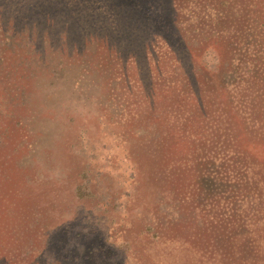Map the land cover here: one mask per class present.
I'll return each mask as SVG.
<instances>
[{
	"label": "trees",
	"instance_id": "obj_1",
	"mask_svg": "<svg viewBox=\"0 0 264 264\" xmlns=\"http://www.w3.org/2000/svg\"><path fill=\"white\" fill-rule=\"evenodd\" d=\"M135 84L147 145L183 143L170 173L190 191L185 217L201 213V241L224 264H264V155L246 147L264 146V0H0V264H62L63 235L86 215L24 178L33 121L126 108Z\"/></svg>",
	"mask_w": 264,
	"mask_h": 264
},
{
	"label": "rangeland",
	"instance_id": "obj_2",
	"mask_svg": "<svg viewBox=\"0 0 264 264\" xmlns=\"http://www.w3.org/2000/svg\"><path fill=\"white\" fill-rule=\"evenodd\" d=\"M206 61L208 75L215 79L214 55ZM130 72L135 77L134 69ZM165 78L156 80L155 96L162 102L169 97L164 93ZM133 87V95H126L133 99L127 105L130 109L111 108L115 103L109 100L99 112L72 107L73 118L70 122L67 117L65 126L50 121L52 128H48L33 121L30 145H21L27 150L18 159L19 167L31 186L40 188L44 197L53 192L61 213L69 215L79 208L86 214L63 235L62 264H224L218 249L201 241L199 210H193V219L184 215L187 204L181 206V199L189 204L190 191L180 194L184 176L170 173L172 168L184 167L176 163L178 151H172L183 143L159 153L147 145L138 121L146 125L148 118L140 109L150 111L139 85ZM246 147L259 148L257 155H264V146ZM229 249L230 245L220 251ZM228 264H244V260Z\"/></svg>",
	"mask_w": 264,
	"mask_h": 264
}]
</instances>
